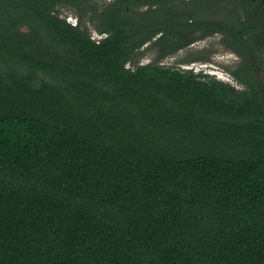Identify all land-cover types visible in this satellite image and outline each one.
Returning <instances> with one entry per match:
<instances>
[{
  "label": "trees",
  "instance_id": "16d2710c",
  "mask_svg": "<svg viewBox=\"0 0 264 264\" xmlns=\"http://www.w3.org/2000/svg\"><path fill=\"white\" fill-rule=\"evenodd\" d=\"M140 4L0 0V264H264V23ZM198 29L244 88L160 64Z\"/></svg>",
  "mask_w": 264,
  "mask_h": 264
},
{
  "label": "flooded vegetation",
  "instance_id": "af4514ba",
  "mask_svg": "<svg viewBox=\"0 0 264 264\" xmlns=\"http://www.w3.org/2000/svg\"><path fill=\"white\" fill-rule=\"evenodd\" d=\"M51 1H54L55 10L53 11V14L58 15L61 18H64L71 25H78L80 23L81 18L79 15V9L77 8V3H80L81 7H83L85 4H87L90 7H93V5L95 4L96 8L101 9L103 7H107V5L111 3H114L116 0H51ZM141 1L142 0H132V2L134 3H139ZM148 1L150 2V4H143V5L140 4V5H134L132 7H134V10H136L137 8L139 10H142L150 6L151 10L154 9V13L161 12L163 10L164 12H166L167 16L171 20L176 17L177 20L181 22H190L192 20L200 21L208 18L210 20H214L215 21L214 23L224 22L225 24L228 25H234L236 21L239 19L243 22L245 21L246 23V18L250 17L249 19L255 18V21L259 20L260 24L264 23V0H148ZM66 8H70L75 11L77 15L76 22L74 21L72 22L71 20H69L67 15L60 16L59 10ZM89 13H91V11H89ZM85 19L86 21H89L88 17L84 15L82 18V22ZM186 19H188V21H186ZM170 23L171 26L173 27V23L172 22ZM249 31H251V28L249 29ZM89 32H90V28H89ZM97 33L99 32L97 31ZM99 35H101L100 38L104 36L100 33ZM180 35H185V38L190 37L189 31L186 29L177 30V31H174L172 29L170 33L171 41L177 40ZM198 35L200 37H197ZM203 35H204L203 29L193 30L192 36H195L194 40L190 44L183 45L181 49L195 45L196 43L204 39H208L219 35L220 37L217 43L224 46L225 49L231 50L237 57L236 62L233 64L232 67L234 68L235 64H237L240 58L235 51H233L230 47H228L225 44V42L221 41L223 34H221L220 32H215L214 34L207 35L204 38L202 37ZM91 36L94 39H100V38H95L94 35ZM158 36L159 35H156L154 41ZM245 38L248 39V36L245 35ZM173 54L175 53H172L171 55ZM160 63H161V59H160ZM195 72H200V71H195ZM258 74L259 76L264 78L263 72L259 71ZM233 80L235 81L236 84L235 83L233 84L231 81L228 82H230L236 89L244 88L243 85L239 84V82L236 81L234 76H233Z\"/></svg>",
  "mask_w": 264,
  "mask_h": 264
},
{
  "label": "rangeland",
  "instance_id": "374dc122",
  "mask_svg": "<svg viewBox=\"0 0 264 264\" xmlns=\"http://www.w3.org/2000/svg\"><path fill=\"white\" fill-rule=\"evenodd\" d=\"M59 11L60 16L67 15L68 19L72 22L77 21V15L74 10L66 8L60 9ZM87 24L90 28V34L94 35L95 38H100L101 35L97 33L93 23L89 20ZM219 37L218 35L204 39L195 45L180 49L173 55L161 58L160 64L180 67L182 69H193L194 71H203L211 76H215L217 79L231 81L234 84L235 81L229 70L233 67L237 57L231 50L225 49L224 46L217 43ZM150 44L152 42L147 43L141 48L133 61L128 63L129 67L135 68L137 64L150 63L155 59L157 50L155 47L149 49L148 46ZM201 57H205L206 60H200L199 58Z\"/></svg>",
  "mask_w": 264,
  "mask_h": 264
}]
</instances>
